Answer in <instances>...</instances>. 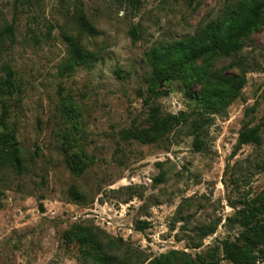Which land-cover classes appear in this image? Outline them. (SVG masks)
I'll return each mask as SVG.
<instances>
[{"label":"rangeland","instance_id":"1","mask_svg":"<svg viewBox=\"0 0 264 264\" xmlns=\"http://www.w3.org/2000/svg\"><path fill=\"white\" fill-rule=\"evenodd\" d=\"M239 1L0 0V30L14 26L0 42V77L10 64L17 89L5 99L7 121L25 165L22 173L0 166V264H97L67 240L75 225L115 240L120 264L162 255L173 264H232L222 241L244 243L238 213L264 194V24L237 54L211 58L212 71L246 77L240 97L214 114L191 96L200 85L179 79L162 81L147 105L146 54L197 33ZM83 14L97 35L81 30ZM74 46L95 59L67 69ZM154 107L158 119L184 113L187 121L155 143L124 139V129L152 124ZM246 123L261 126V144L237 149ZM66 143L84 172L67 166ZM211 225L216 232L202 237L199 229Z\"/></svg>","mask_w":264,"mask_h":264},{"label":"trees","instance_id":"2","mask_svg":"<svg viewBox=\"0 0 264 264\" xmlns=\"http://www.w3.org/2000/svg\"><path fill=\"white\" fill-rule=\"evenodd\" d=\"M80 28L90 36L98 34V30L83 14L79 18ZM264 24V0H240L236 6L229 8L217 20L208 22L197 33L186 36L168 45L154 46L146 54L152 67L151 97L145 100L151 104L152 98L162 94L161 82L182 80L186 88L198 83L201 87L200 94L191 96L201 106L202 113L209 115L225 110L232 102L240 97L246 85V77L229 78L211 70L212 57H231L243 47V39L250 33L258 30ZM14 26L9 25L0 30V42L4 38H12ZM95 55L82 47L74 46L69 58L67 69L89 64ZM203 60L207 65L203 67L196 64ZM6 77H0V125L6 130L0 133V166L11 163L18 173L25 169L20 144L17 141L15 130L10 127L7 118L6 97H11L17 89L15 72L10 64L4 65ZM158 107L151 109L152 124L143 129L137 127L124 129V139H133L142 143H155L163 135L173 131L187 121V116L170 115L163 119L157 118ZM207 118L206 120H208ZM205 120V121H206ZM198 123L195 131L199 132L204 123ZM261 126H251L246 123L238 137L237 149L248 144H261ZM63 147L65 162L75 174L84 172L87 165L77 161L74 154H70V147L66 143ZM77 195V193H74ZM237 221L244 228L240 235L243 244L223 240L225 258L232 264H256L264 257V194L252 201H245L242 211H239ZM140 230H144L141 225ZM217 225L199 229L202 237L216 232ZM100 232L84 225H75L65 236L69 241L78 242L86 255L90 256L97 264H120L117 256L111 253L119 248L115 240L104 241ZM175 259V257H173ZM151 264H173L168 255L153 259ZM181 264H195L193 259H185ZM209 264H220L213 259Z\"/></svg>","mask_w":264,"mask_h":264}]
</instances>
